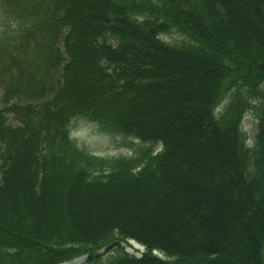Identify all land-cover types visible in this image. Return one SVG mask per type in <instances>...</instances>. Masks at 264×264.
Instances as JSON below:
<instances>
[{
  "label": "trees",
  "instance_id": "1",
  "mask_svg": "<svg viewBox=\"0 0 264 264\" xmlns=\"http://www.w3.org/2000/svg\"><path fill=\"white\" fill-rule=\"evenodd\" d=\"M75 117L161 148L91 153ZM263 252L264 0H0V264Z\"/></svg>",
  "mask_w": 264,
  "mask_h": 264
},
{
  "label": "rangeland",
  "instance_id": "2",
  "mask_svg": "<svg viewBox=\"0 0 264 264\" xmlns=\"http://www.w3.org/2000/svg\"><path fill=\"white\" fill-rule=\"evenodd\" d=\"M161 37L169 43L180 44L186 42V36L176 30H169L161 34ZM226 100V99H225ZM12 114H7V121L11 124H15ZM242 129L246 133V143L251 145L254 140L256 132V118L251 111H247L243 115ZM71 137L76 141L78 146L91 153L112 157L120 155H131L140 148L157 150L160 148L159 142L152 143L151 141H143L137 139L132 135L123 134L117 131L108 130L102 128L97 122L87 119L85 117H75L70 124ZM126 249L132 251L136 242L129 240ZM158 253V252H157ZM264 253V252H263ZM101 254L106 258L109 256V251L106 249L101 250ZM162 255L161 253H158ZM71 262H77L78 264H90L86 259V255L76 256L73 261L62 262L64 264H70Z\"/></svg>",
  "mask_w": 264,
  "mask_h": 264
},
{
  "label": "bare ground",
  "instance_id": "3",
  "mask_svg": "<svg viewBox=\"0 0 264 264\" xmlns=\"http://www.w3.org/2000/svg\"><path fill=\"white\" fill-rule=\"evenodd\" d=\"M160 148H161V144H160ZM160 148H159V149H157V150H154V152H156V151L160 150Z\"/></svg>",
  "mask_w": 264,
  "mask_h": 264
}]
</instances>
